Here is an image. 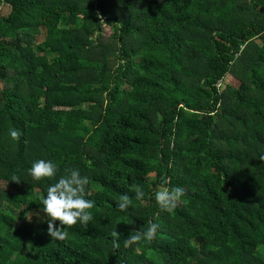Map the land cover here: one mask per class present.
<instances>
[{"label":"trees","instance_id":"1","mask_svg":"<svg viewBox=\"0 0 264 264\" xmlns=\"http://www.w3.org/2000/svg\"><path fill=\"white\" fill-rule=\"evenodd\" d=\"M73 167L93 219L57 240L37 193ZM0 264H264V0H0Z\"/></svg>","mask_w":264,"mask_h":264},{"label":"clouds","instance_id":"2","mask_svg":"<svg viewBox=\"0 0 264 264\" xmlns=\"http://www.w3.org/2000/svg\"><path fill=\"white\" fill-rule=\"evenodd\" d=\"M21 134V131L15 127L9 130V135L13 139H18ZM57 168V164L52 160L40 158L31 162L28 172L34 180L38 181L41 178L55 177ZM10 180L21 181L15 174ZM88 183V176L81 175L79 168L73 167L67 169L66 174L61 175L54 183H49L45 192L37 193V200L42 205L43 213L46 214L47 233L51 238L65 239L67 232L61 230L64 225L72 226L79 223L85 229L88 227L89 222L93 219V213L89 210L93 208L95 203L94 200L85 198ZM132 190L137 199L143 197L144 192L140 185H133ZM184 193L185 189L181 186H175L171 190L165 187L155 192V200L161 208L171 211L176 207L177 201L183 197ZM131 203L129 195L125 193L120 196L116 207L123 212ZM57 220L59 221L58 225L55 224ZM156 229L157 224L149 222L146 229L131 232L128 238L124 239V247L141 240L150 242L154 238ZM119 236L120 234L113 230L111 242L113 250L121 247Z\"/></svg>","mask_w":264,"mask_h":264},{"label":"rangeland","instance_id":"3","mask_svg":"<svg viewBox=\"0 0 264 264\" xmlns=\"http://www.w3.org/2000/svg\"><path fill=\"white\" fill-rule=\"evenodd\" d=\"M110 33V29L108 26H104L103 35L107 36ZM229 76H226L224 82L229 81ZM15 214L18 216V221H27L33 224V226L38 227L43 222L44 217L40 212H20L18 210H14ZM28 216V217H26ZM30 217V218H29Z\"/></svg>","mask_w":264,"mask_h":264}]
</instances>
